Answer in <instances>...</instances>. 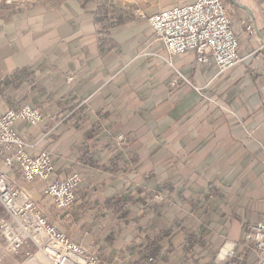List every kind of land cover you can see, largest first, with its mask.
Here are the masks:
<instances>
[{
    "label": "crops",
    "instance_id": "obj_1",
    "mask_svg": "<svg viewBox=\"0 0 264 264\" xmlns=\"http://www.w3.org/2000/svg\"><path fill=\"white\" fill-rule=\"evenodd\" d=\"M191 1L0 0V110H42L18 134L57 177L81 181L65 214L45 183L12 176L102 261L216 264L264 220V0H224L243 60L220 73L192 52L169 56L138 14ZM32 251L0 237V264Z\"/></svg>",
    "mask_w": 264,
    "mask_h": 264
},
{
    "label": "built area",
    "instance_id": "obj_2",
    "mask_svg": "<svg viewBox=\"0 0 264 264\" xmlns=\"http://www.w3.org/2000/svg\"><path fill=\"white\" fill-rule=\"evenodd\" d=\"M138 14L147 20L154 40L169 56L192 52L198 62L212 63L217 73L243 60L239 50L240 33L224 0H192L161 8L147 16L142 11ZM241 24L246 36L256 35L250 23L242 21ZM43 116L42 110L28 103L0 110V237L4 248L18 253L24 244L30 243L34 251L26 255L28 264H112L70 238L45 207L12 176L13 167H17L24 182L45 183L43 194L57 211H67L74 204L81 175L57 177L50 153L45 149L33 153V145L17 132V123L34 126ZM114 139L119 144H129L123 134ZM239 244L240 254L235 251L238 243L232 242L219 250L217 262L264 264V220L246 225Z\"/></svg>",
    "mask_w": 264,
    "mask_h": 264
},
{
    "label": "rangeland",
    "instance_id": "obj_3",
    "mask_svg": "<svg viewBox=\"0 0 264 264\" xmlns=\"http://www.w3.org/2000/svg\"><path fill=\"white\" fill-rule=\"evenodd\" d=\"M5 1V0H4ZM10 1H13V0H10ZM1 104H4L5 105V107H13V106H10V105H8L7 103H6V101H2V103ZM26 104V103H25ZM68 211V210H67ZM67 211H65V214H67L66 212ZM64 212V211H63ZM57 223V222H56ZM57 226L60 228V229H62V230H64L68 235H71V231H73V230H71V231H69V227L67 226L66 228H63V227H60V224H58L57 223ZM84 247H86L87 249H89L90 250V248L88 247V246H85V245H83ZM90 251H92V250H90ZM219 252V251H218ZM217 256V255H216ZM150 261V260H149ZM185 262H179V261H177V259L176 258H173L172 256L170 257V260L168 261V263H166V264H184ZM216 264H226V261H222V262H217ZM249 264H251V263H249Z\"/></svg>",
    "mask_w": 264,
    "mask_h": 264
},
{
    "label": "bare ground",
    "instance_id": "obj_4",
    "mask_svg": "<svg viewBox=\"0 0 264 264\" xmlns=\"http://www.w3.org/2000/svg\"><path fill=\"white\" fill-rule=\"evenodd\" d=\"M27 263V262H26Z\"/></svg>",
    "mask_w": 264,
    "mask_h": 264
}]
</instances>
